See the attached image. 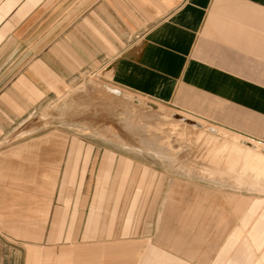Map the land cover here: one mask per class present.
Segmentation results:
<instances>
[{"label":"crops","instance_id":"0c3cea01","mask_svg":"<svg viewBox=\"0 0 264 264\" xmlns=\"http://www.w3.org/2000/svg\"><path fill=\"white\" fill-rule=\"evenodd\" d=\"M90 63L122 88L264 140V0H0V115L25 113L47 82ZM98 183L63 185L68 197L55 188L42 220L40 192L0 181V227L13 231L0 234V264H264L263 196L212 191L140 234L118 228L116 198L88 201L104 194Z\"/></svg>","mask_w":264,"mask_h":264},{"label":"rangeland","instance_id":"374dc122","mask_svg":"<svg viewBox=\"0 0 264 264\" xmlns=\"http://www.w3.org/2000/svg\"><path fill=\"white\" fill-rule=\"evenodd\" d=\"M64 77L47 82L25 113L0 115V181L40 192L42 220L45 199L55 188L58 197H68L61 193L63 185L95 191L97 181L104 194L88 201L112 207L116 198L118 228L140 234L150 228L147 219L162 212L176 217L180 203L208 202L212 191L222 201L226 192L234 199L264 197L263 131L245 136L188 115L182 107L114 84L109 71L96 64L74 66ZM178 112L195 119V125L176 118ZM67 148L71 169L64 178ZM9 229L0 227V234L13 233ZM24 232L32 233V227Z\"/></svg>","mask_w":264,"mask_h":264},{"label":"bare ground","instance_id":"6f19581e","mask_svg":"<svg viewBox=\"0 0 264 264\" xmlns=\"http://www.w3.org/2000/svg\"><path fill=\"white\" fill-rule=\"evenodd\" d=\"M177 109V108H176ZM179 110H181V109H179ZM183 112H185V113H188V115L189 114H191V115H195V114H192V113H189L188 111H183ZM183 112H181V113H177L178 115H180V119H184V121H186V122H191L192 124H194V123H196V121H195V119H193V118H191V117H189V116H186ZM196 116H199V115H196ZM199 117H201V116H199ZM177 118V117H176ZM203 117H201V119H202ZM179 119V120H180ZM203 119H205V118H203ZM200 120V119H199ZM207 120V119H206ZM183 121V120H182ZM201 122V121H200ZM195 125V124H194ZM198 125V124H197ZM201 125V124H200ZM209 128V127H208ZM239 138V137H238ZM237 139V138H236ZM244 141V140H243ZM238 142H240V141H238ZM241 143V142H240ZM248 143H250L251 144V142H248ZM244 145V144H243ZM249 146V145H248ZM252 146V145H251ZM254 147V146H253ZM252 147V148H253ZM256 147V146H255ZM247 149H249V148H247Z\"/></svg>","mask_w":264,"mask_h":264},{"label":"water","instance_id":"95a60500","mask_svg":"<svg viewBox=\"0 0 264 264\" xmlns=\"http://www.w3.org/2000/svg\"><path fill=\"white\" fill-rule=\"evenodd\" d=\"M174 116L177 117V118H180V115H178V114H175Z\"/></svg>","mask_w":264,"mask_h":264}]
</instances>
